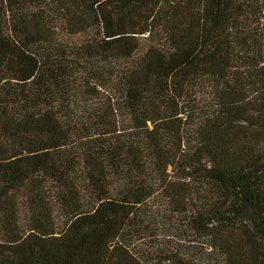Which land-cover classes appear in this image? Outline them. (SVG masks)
Here are the masks:
<instances>
[{
	"label": "trees",
	"instance_id": "1",
	"mask_svg": "<svg viewBox=\"0 0 264 264\" xmlns=\"http://www.w3.org/2000/svg\"><path fill=\"white\" fill-rule=\"evenodd\" d=\"M156 195L264 264V0H0V264H146Z\"/></svg>",
	"mask_w": 264,
	"mask_h": 264
},
{
	"label": "rangeland",
	"instance_id": "2",
	"mask_svg": "<svg viewBox=\"0 0 264 264\" xmlns=\"http://www.w3.org/2000/svg\"><path fill=\"white\" fill-rule=\"evenodd\" d=\"M201 97L203 94L199 98ZM145 207L146 214H156L158 220V223L153 221L152 227L145 229L133 241L136 249L144 253L146 264H167L165 258L177 252L178 248L189 252L188 255L197 264H218V253L207 248L205 234L210 229L201 226L194 230L187 222L190 213L181 210L182 205L172 204L163 196L156 195L147 201Z\"/></svg>",
	"mask_w": 264,
	"mask_h": 264
}]
</instances>
